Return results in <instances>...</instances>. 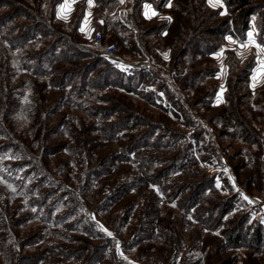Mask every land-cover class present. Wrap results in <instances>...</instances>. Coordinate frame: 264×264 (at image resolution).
I'll return each mask as SVG.
<instances>
[{"label": "rangeland", "instance_id": "obj_1", "mask_svg": "<svg viewBox=\"0 0 264 264\" xmlns=\"http://www.w3.org/2000/svg\"><path fill=\"white\" fill-rule=\"evenodd\" d=\"M170 2L0 0V264H264V0Z\"/></svg>", "mask_w": 264, "mask_h": 264}, {"label": "built area", "instance_id": "obj_2", "mask_svg": "<svg viewBox=\"0 0 264 264\" xmlns=\"http://www.w3.org/2000/svg\"><path fill=\"white\" fill-rule=\"evenodd\" d=\"M85 48L93 53L106 57L113 67L117 68L118 70L123 71L128 65L127 62H125L120 56L116 54V46L114 43L104 42L100 29L93 33L91 39L85 45Z\"/></svg>", "mask_w": 264, "mask_h": 264}, {"label": "snow or ice", "instance_id": "obj_3", "mask_svg": "<svg viewBox=\"0 0 264 264\" xmlns=\"http://www.w3.org/2000/svg\"><path fill=\"white\" fill-rule=\"evenodd\" d=\"M87 2H88V4H89L90 6L93 4V0H87ZM119 2H120L121 4H123V3L125 2V0H119ZM208 2H209V4H210L212 7H216L217 5L223 7L222 0H208ZM167 6H168V7H171V6H172L170 0H169V3L167 4ZM220 14H221V15H224V14H226V12H221ZM146 15H147V14H146ZM153 15H155V13H153ZM162 18H163V17H162ZM166 19H168L169 21H171V17H167ZM101 23H102V22H101ZM81 30H83V29H81ZM252 36H253L252 32H249V33H248L249 43H254V41H253V39H252ZM227 39L231 40V37H228ZM233 42H234V41H233ZM240 46H241V47H247L246 44H241ZM256 47H257L258 49H260L261 52H264V47H261V45L257 44ZM238 54H239V53H238ZM165 59H167V54H165ZM253 79L255 80V76L253 77ZM222 88H223V86H222ZM216 102H217V103H220V102H221L219 94L217 95V101H216ZM216 186H217L218 188L220 187L219 181L217 182V185H216ZM233 186H235V185H233ZM241 195H243V194H241ZM244 199H248V197L244 196ZM250 202H251V201H250ZM173 206H175V205H173ZM108 235H111V233H108Z\"/></svg>", "mask_w": 264, "mask_h": 264}, {"label": "trees", "instance_id": "obj_4", "mask_svg": "<svg viewBox=\"0 0 264 264\" xmlns=\"http://www.w3.org/2000/svg\"><path fill=\"white\" fill-rule=\"evenodd\" d=\"M243 23H244V24H243V29L245 30V29H247V24H246V22H244V21H243ZM257 238H258V235H257Z\"/></svg>", "mask_w": 264, "mask_h": 264}]
</instances>
